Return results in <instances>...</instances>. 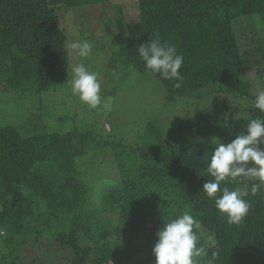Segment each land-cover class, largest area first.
<instances>
[{
    "label": "trees",
    "instance_id": "1",
    "mask_svg": "<svg viewBox=\"0 0 264 264\" xmlns=\"http://www.w3.org/2000/svg\"><path fill=\"white\" fill-rule=\"evenodd\" d=\"M109 1L0 0V94L37 97L68 81L64 16ZM134 7L133 21L111 17L116 35L110 28L106 34L122 46L111 51L109 67L149 75L138 47L157 39L174 45L184 58L181 86L149 76L167 104L184 102L183 114L171 128L152 118L136 146L78 125L48 131L37 112L0 126V229L6 230L0 264H156L157 231L185 210L199 221L194 231L207 252L197 264H264V187L249 191L251 208L238 225H229L202 191L213 140L230 143L251 119H264L253 106L235 114L228 100L256 98L237 36L242 20L254 29L255 63L264 79V0H136ZM87 13L78 17L85 20ZM92 145L114 153L112 181L99 189L77 164ZM251 183L238 178L222 187Z\"/></svg>",
    "mask_w": 264,
    "mask_h": 264
},
{
    "label": "rangeland",
    "instance_id": "2",
    "mask_svg": "<svg viewBox=\"0 0 264 264\" xmlns=\"http://www.w3.org/2000/svg\"><path fill=\"white\" fill-rule=\"evenodd\" d=\"M136 0H110L106 5H95L86 10H78L64 16V25L68 34V44L90 36L93 44L92 54L84 59L71 53V76L68 81L56 85L51 92L40 96L19 94L15 91L0 94V126L20 124L24 117L32 112L41 113L42 124L48 125V131H69L74 125L86 127L107 140L120 141L136 146L138 132H143L146 124L153 118L167 128L173 127L183 114L184 102L175 105L167 104L162 87L156 79L148 74L131 71L119 65L110 68L111 51L118 50L122 43L117 38L112 41L106 31L111 29L113 38L116 32L111 28L112 16L133 21L137 18ZM88 12L85 20L79 18L78 12ZM104 18V19H103ZM104 22H103V21ZM118 20V19H117ZM108 22L109 26H108ZM118 22V21H117ZM248 20L237 23V36L245 55L247 76L253 79V93L264 90V79L260 78L259 66L255 63L256 37L254 29L247 24ZM110 28V29H109ZM87 60V61H86ZM84 63L89 71L99 74L101 81V103L92 109L80 101L71 90L72 68ZM141 74V75H140ZM116 89L114 94L104 92ZM235 114H245L246 109L254 105L255 100L240 98L233 101ZM168 105L167 108L165 107ZM163 106V111L159 107ZM162 108V107H161ZM64 117V119H63ZM52 127V128H51ZM50 128V129H49ZM140 140V139H139ZM93 147H96L93 149ZM92 149V150H91ZM78 166L90 184L99 189L104 183L112 181L110 171L114 165V153L110 147L92 145L88 156L79 158ZM117 173V171H116ZM6 235L0 229V255ZM40 257V256H37ZM42 263V262H41ZM40 264V263H38Z\"/></svg>",
    "mask_w": 264,
    "mask_h": 264
},
{
    "label": "clouds",
    "instance_id": "3",
    "mask_svg": "<svg viewBox=\"0 0 264 264\" xmlns=\"http://www.w3.org/2000/svg\"><path fill=\"white\" fill-rule=\"evenodd\" d=\"M92 48L93 44L88 40H77L69 45L70 53L84 59L92 54ZM137 51L150 74H159L166 80L175 79V87L181 86L179 69L184 58L174 45L157 39L140 45ZM71 90L92 109L101 103L99 74L89 71L84 63L72 68ZM253 107L264 112V90L256 94ZM213 144L215 147L206 165L210 179L204 183L202 191L214 200L215 208L227 217L229 225H238L251 208V203L245 198L249 191L255 195L264 187V148L261 147L264 144V119H251L246 130L237 134L230 143L214 139ZM238 178H247L252 183L244 189L222 187L225 181H237ZM199 227V221L187 210L165 221L157 231L153 247L156 264H197L195 258L207 255L205 247L198 246L199 237L194 229ZM217 255L213 252V259Z\"/></svg>",
    "mask_w": 264,
    "mask_h": 264
}]
</instances>
